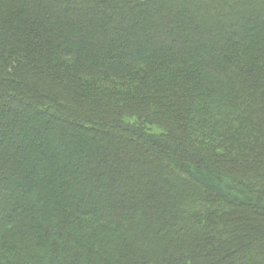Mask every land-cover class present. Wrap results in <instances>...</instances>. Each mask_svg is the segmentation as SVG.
<instances>
[{
    "label": "trees",
    "instance_id": "1",
    "mask_svg": "<svg viewBox=\"0 0 264 264\" xmlns=\"http://www.w3.org/2000/svg\"><path fill=\"white\" fill-rule=\"evenodd\" d=\"M261 102L264 0H0V264H264Z\"/></svg>",
    "mask_w": 264,
    "mask_h": 264
},
{
    "label": "rangeland",
    "instance_id": "2",
    "mask_svg": "<svg viewBox=\"0 0 264 264\" xmlns=\"http://www.w3.org/2000/svg\"><path fill=\"white\" fill-rule=\"evenodd\" d=\"M14 22V23H13ZM12 23L15 25V23H16V20L15 21H13ZM258 107L259 108H262L263 107V109H264V103H260V104H258ZM253 171V168H251V167H246V169H244L243 171H242V174H246V173H251ZM247 181V180H246ZM249 182H250V180H248ZM262 184H263V181L261 180V182L259 181L258 182V180L257 181H255V183H254V186H251V194H254V192H256V190L258 189V188H262L263 186H262ZM220 201V204L222 203L221 201V199L219 200ZM220 222H221V224L220 225H223V220L222 219H220ZM227 233H228V231H226ZM226 232H223V234L224 235H226ZM213 234H215L214 232H212ZM211 233V234H212ZM222 235V234H221ZM228 236V235H227ZM206 242H207V240H205ZM208 244L207 245H209L210 246V244H212L213 245V243L211 242H207ZM221 251H226V250H221ZM219 252V251H218ZM218 252H216L215 254H211L210 252H206L207 254V256L208 257H211V256H213V255H215V257H217L218 256ZM230 263V262H229ZM228 263V264H229ZM220 264H222V263H220ZM223 264H225V263H223Z\"/></svg>",
    "mask_w": 264,
    "mask_h": 264
}]
</instances>
